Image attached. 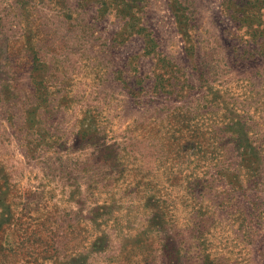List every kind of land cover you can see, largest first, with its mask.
<instances>
[{
	"label": "rangeland",
	"instance_id": "obj_1",
	"mask_svg": "<svg viewBox=\"0 0 264 264\" xmlns=\"http://www.w3.org/2000/svg\"><path fill=\"white\" fill-rule=\"evenodd\" d=\"M0 264H264V0H0Z\"/></svg>",
	"mask_w": 264,
	"mask_h": 264
}]
</instances>
